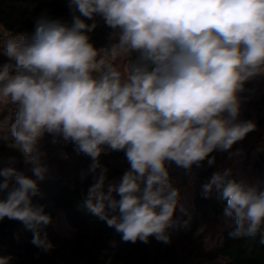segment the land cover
Instances as JSON below:
<instances>
[{"label": "clouds", "instance_id": "clouds-1", "mask_svg": "<svg viewBox=\"0 0 264 264\" xmlns=\"http://www.w3.org/2000/svg\"><path fill=\"white\" fill-rule=\"evenodd\" d=\"M71 24L41 16L31 34L2 43L0 101L15 107L10 132L34 178L0 169V221H19L44 252L54 248L46 228L40 182L51 172L41 142L72 144L90 157L92 175L83 206L123 242H170L180 190L169 164L191 170L214 151L229 158L233 145L256 129L240 121L245 83L264 76V0H68ZM113 30L97 49L88 33L96 17ZM92 23H86L85 19ZM122 61V62H121ZM124 153L129 168L108 182L101 154ZM68 159L67 153H62ZM212 173L201 195L215 191L233 218V239L264 245V188ZM183 210V209H182ZM115 246V242H113ZM0 256V264H10Z\"/></svg>", "mask_w": 264, "mask_h": 264}, {"label": "trees", "instance_id": "trees-1", "mask_svg": "<svg viewBox=\"0 0 264 264\" xmlns=\"http://www.w3.org/2000/svg\"><path fill=\"white\" fill-rule=\"evenodd\" d=\"M72 15L68 0H0V66L8 62L3 55L2 29L13 35L31 34L41 16L71 24ZM84 19L86 23H92L91 20ZM95 19L98 27L88 33L90 42L97 49L107 47L113 43V30L105 25L101 17L97 16ZM248 82L245 84L249 85ZM244 95L245 102L250 103L249 93L245 92ZM262 100L264 102V96ZM246 114L249 116V113ZM8 147L7 140L0 134V150L6 151ZM64 150L69 160H77L87 167L91 163L90 157L77 154L72 144L64 145ZM211 157H215V164L212 166L208 165L207 159L199 165H193L192 174L196 178L192 209L194 225L199 227L203 220L212 217L225 218L217 255L226 259L229 264H264V245L259 244V238H244V245L240 247L239 239H233L229 235L236 225L233 218L224 216L226 202L219 199L215 191L209 198L201 195L202 185L220 168L221 157L215 151L210 154L209 158ZM99 159L108 168V182L118 183L129 168L122 151L111 152V157L102 153ZM14 168L34 178L31 168L24 163H19ZM256 169L260 188H264V157H259ZM229 178L239 180V174L231 171ZM93 182L91 174L81 179L78 173L49 176L40 182L44 196L36 199L48 205L46 212L52 216V224L46 231L54 248L49 252L37 248L31 243V231L26 230L21 222L5 218L0 221V256H10V264H180L178 246L169 229L170 242L167 244L157 241L154 236L149 237L147 244L139 240L136 243L123 242L121 234L92 215L83 206V202ZM59 214H63L74 229L72 235H63L54 229ZM176 214L181 220H188L187 215Z\"/></svg>", "mask_w": 264, "mask_h": 264}, {"label": "rangeland", "instance_id": "rangeland-1", "mask_svg": "<svg viewBox=\"0 0 264 264\" xmlns=\"http://www.w3.org/2000/svg\"><path fill=\"white\" fill-rule=\"evenodd\" d=\"M30 34V33H28ZM11 33L2 29V43ZM122 62V61H121ZM245 84V91L240 93L242 100L240 110V121H253L256 129L246 135V137L233 145L231 151L241 149L239 155L229 158L228 152L215 151L221 157L219 170L230 168L231 171L239 174V180H245L251 185L260 187L258 181L256 163L259 157H264V76L257 77ZM245 92L250 95V103H246ZM15 107L0 101V134L7 140L9 147L6 151L0 150V169L4 167H15L19 163H24V158L16 148L10 125L14 119ZM249 113V116L246 114ZM51 137L46 136L41 142L43 151L47 154V162L51 166L50 177L66 174H80L82 170H87V166L79 164L77 160L64 159L62 153H66L64 145H54L50 142ZM111 157V152L107 154ZM26 167L31 165L25 164ZM69 167V168H68ZM191 170L172 171L170 179L174 187L180 190V204L176 213L187 215V227L173 226L169 230L178 246L180 264H229V262L217 255V248L221 243L220 233L226 223L225 218L212 217L199 225L193 222V195L195 192L196 178ZM183 209V210H182ZM175 213L174 219L181 220ZM54 229L63 235H72L74 229L68 223L63 214L57 216ZM244 238L239 239L238 245H244Z\"/></svg>", "mask_w": 264, "mask_h": 264}, {"label": "built area", "instance_id": "built-area-1", "mask_svg": "<svg viewBox=\"0 0 264 264\" xmlns=\"http://www.w3.org/2000/svg\"><path fill=\"white\" fill-rule=\"evenodd\" d=\"M168 168H169V172L181 170V168H178L175 164H169Z\"/></svg>", "mask_w": 264, "mask_h": 264}]
</instances>
